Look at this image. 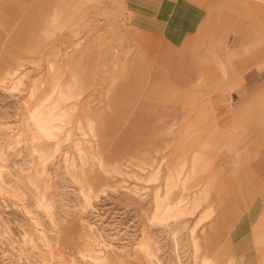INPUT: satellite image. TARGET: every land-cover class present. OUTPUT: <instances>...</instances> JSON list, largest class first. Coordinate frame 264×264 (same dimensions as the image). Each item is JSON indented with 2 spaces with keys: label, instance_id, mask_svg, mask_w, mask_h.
Masks as SVG:
<instances>
[{
  "label": "rangeland",
  "instance_id": "obj_1",
  "mask_svg": "<svg viewBox=\"0 0 264 264\" xmlns=\"http://www.w3.org/2000/svg\"><path fill=\"white\" fill-rule=\"evenodd\" d=\"M0 264H264V0H0Z\"/></svg>",
  "mask_w": 264,
  "mask_h": 264
}]
</instances>
